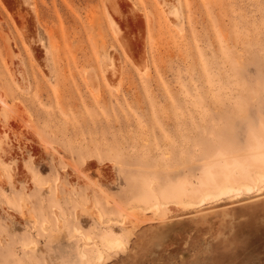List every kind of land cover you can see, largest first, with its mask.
<instances>
[{"label":"rangeland","instance_id":"obj_1","mask_svg":"<svg viewBox=\"0 0 264 264\" xmlns=\"http://www.w3.org/2000/svg\"><path fill=\"white\" fill-rule=\"evenodd\" d=\"M113 1L0 0V264H131L154 218L264 171V0ZM263 217L153 234L175 264H264Z\"/></svg>","mask_w":264,"mask_h":264},{"label":"crops","instance_id":"obj_2","mask_svg":"<svg viewBox=\"0 0 264 264\" xmlns=\"http://www.w3.org/2000/svg\"><path fill=\"white\" fill-rule=\"evenodd\" d=\"M259 203H264V198H261L260 200L256 201L254 205L252 206L254 207L253 209H250L246 212H240L241 214L238 213L239 212L238 209H242L243 207L241 208H234V207L215 208L213 207V208H206L208 209L206 210L207 212L206 211L201 212L200 210L196 213H191L189 215L185 214V215H182L181 217L168 219L165 223H162V224L153 222V226L150 229L146 230L145 228L143 229V227L140 228L136 232L133 238L134 239L133 242L138 247V249L141 250V253L132 252V254H129L128 256L129 258H126L125 260L129 261V263L131 264H138L143 261L145 262L150 261L147 264H175L174 255L172 253H169V251H165L167 250V248H165V242L156 238V235H154L153 233L155 234L159 233L161 230H164L166 228L168 229L169 227H172L178 224H186V223L190 224V222L194 220H204V221L211 220V221H216V222L219 220V222L224 223V224H232L233 222L239 219L240 220L243 219L244 221H246V220H249L251 216V212L256 209ZM224 213H227V214H224ZM263 224H264V217H263ZM196 230H199V229H196ZM144 244L154 245L155 250H156L155 253L150 254L152 257L148 261L146 260L149 254L145 253L144 250H142V247ZM198 255H200V253L192 254V256L189 255L188 259L190 257L199 259ZM163 261H166L167 263H163Z\"/></svg>","mask_w":264,"mask_h":264},{"label":"bare ground","instance_id":"obj_3","mask_svg":"<svg viewBox=\"0 0 264 264\" xmlns=\"http://www.w3.org/2000/svg\"><path fill=\"white\" fill-rule=\"evenodd\" d=\"M114 2L115 1H113V0H109L110 8H114V5L116 4ZM0 104L2 106L7 107L6 106L7 104L4 102V99L2 97H0ZM258 178L259 179L256 181V185L243 186L241 188L229 187L225 183H219L218 185L215 186V189H217V191L214 193L206 194L203 197V199H201V201L198 203L197 207H202V205L206 204V202H207L206 200L210 199V201H212V202L214 200V202H216L215 204H223L224 203L223 205L220 206L221 208L222 207L223 208H227V207H234V208L249 207V209H251V208H253L252 206L255 203V202H252L255 200L254 197H252L253 192H264V171L263 170L260 173H258ZM243 190L245 191V194L242 193ZM261 198H264V195H262ZM243 199H247V200H243ZM245 203H247V204H245ZM156 208L157 207H155V209ZM215 208H217V207H215ZM191 209L193 210L194 208H191ZM200 210H201V212H204L208 209H204V210L200 209ZM156 211H157V209H156ZM238 211H240V209H238ZM194 212H198V210L194 211ZM224 214H227V213H224ZM154 215H156V213H154ZM166 221L160 220V218H158V217L154 218V220H153V222H156L159 224L165 223ZM105 242L107 244H109L111 247H118V245L121 244V242L118 239H111V238L106 239ZM96 255H97L96 259L98 260V262H101L103 259V254L100 251H96ZM84 257L85 256L83 254V258Z\"/></svg>","mask_w":264,"mask_h":264},{"label":"snow or ice","instance_id":"obj_4","mask_svg":"<svg viewBox=\"0 0 264 264\" xmlns=\"http://www.w3.org/2000/svg\"><path fill=\"white\" fill-rule=\"evenodd\" d=\"M124 245L121 243L120 245H118V247L116 248V250L118 251L120 248H123Z\"/></svg>","mask_w":264,"mask_h":264}]
</instances>
